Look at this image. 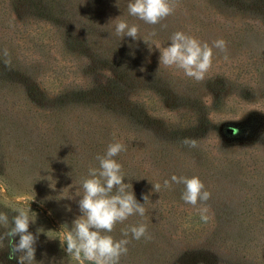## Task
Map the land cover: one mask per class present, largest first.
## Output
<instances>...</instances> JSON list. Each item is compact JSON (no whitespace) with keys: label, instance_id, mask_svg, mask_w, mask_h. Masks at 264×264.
Instances as JSON below:
<instances>
[{"label":"rangeland","instance_id":"1","mask_svg":"<svg viewBox=\"0 0 264 264\" xmlns=\"http://www.w3.org/2000/svg\"><path fill=\"white\" fill-rule=\"evenodd\" d=\"M129 2L0 0V212L34 221L32 264H78L59 232L83 215L82 180L119 141L127 191L150 197L144 216L107 233L147 226L148 239L129 232L119 264H264V0H170L174 12L155 25ZM116 18L137 38L116 36ZM177 31L226 41L203 80L159 65ZM174 174L204 183L207 221ZM9 256L5 238L0 264H19Z\"/></svg>","mask_w":264,"mask_h":264},{"label":"clouds","instance_id":"2","mask_svg":"<svg viewBox=\"0 0 264 264\" xmlns=\"http://www.w3.org/2000/svg\"><path fill=\"white\" fill-rule=\"evenodd\" d=\"M175 10L170 0H130L128 13L138 17L148 24H157L162 19L171 15ZM117 19L115 35L119 37L137 38L138 26L129 25L124 20ZM155 35V32L152 33ZM171 43L160 50L159 65L175 66L184 71V74L197 81L203 80L205 74L212 65L213 47L220 51H227V43L223 39H217L209 46L207 42L201 43L196 38L177 31L170 38ZM147 43L146 40H144ZM7 55V50H5ZM225 60L228 56L225 55ZM141 68L140 71H144ZM183 143L189 147H197L195 139L185 138ZM121 151H126V146L119 142L109 143L104 155H98L99 168L90 167L88 176L82 180L83 196L79 200V208L83 215L72 222L71 230L68 226L62 225L60 233L61 247L67 246L66 251L78 264H119L122 255H126L129 240L126 238L131 233L134 239L150 238L145 224L133 225L123 230L125 238L116 240L108 235L118 222H123L134 214L144 216L146 213L145 204L149 202V195L145 194L141 204L133 191H127L129 185L124 182L122 165L114 157ZM171 182L183 184L184 191L181 199L188 204L201 207L198 211L201 218L207 221L208 208L204 203L211 198V193L206 190L204 183L198 176H171ZM154 191L160 192L161 184L156 183ZM163 186L170 187V181L165 180ZM115 189V194L113 190ZM33 200V199H32ZM18 213L10 221L8 214L0 212V226L6 231L0 235V242L5 238L9 239L10 259L16 258L19 253V264H32L35 261V244L37 236L29 231L30 224L34 222L28 212L18 209ZM39 229L38 232H42ZM19 237L16 242L15 237Z\"/></svg>","mask_w":264,"mask_h":264},{"label":"trees","instance_id":"3","mask_svg":"<svg viewBox=\"0 0 264 264\" xmlns=\"http://www.w3.org/2000/svg\"><path fill=\"white\" fill-rule=\"evenodd\" d=\"M57 42V41H56Z\"/></svg>","mask_w":264,"mask_h":264}]
</instances>
